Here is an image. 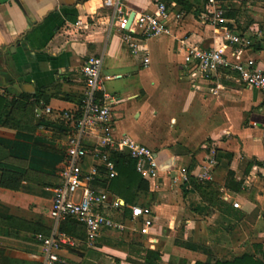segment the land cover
I'll return each mask as SVG.
<instances>
[{
	"label": "crops",
	"instance_id": "crops-1",
	"mask_svg": "<svg viewBox=\"0 0 264 264\" xmlns=\"http://www.w3.org/2000/svg\"><path fill=\"white\" fill-rule=\"evenodd\" d=\"M180 1L0 0V96L6 100L0 119V264H44L36 237L55 231L76 240L59 251L56 264H84L92 251L99 253V264H143L149 249L161 253L158 264H214L252 253L242 246L258 233L248 219L250 202L228 182L242 178L240 160L251 158L248 177L262 165V123L245 119L254 110L264 115L263 95L242 86L237 72L227 71L222 79L202 76L186 56L190 47L200 46L240 59L227 37L233 31L251 34V19L263 0H233L225 23L205 20L207 0ZM158 2L171 12L168 31L142 39L150 59L145 66V52L132 51L118 20L153 12ZM246 14L252 18L245 20ZM92 55L103 60L100 96L108 92L116 99L115 138L126 135L148 146L159 163L157 179L137 170L148 191H138L132 203L110 191L105 214L126 220L127 228L104 230L95 247L87 243L82 224L56 225L50 216L52 188L61 183L72 126L54 113L36 114V108L46 107L62 113L80 110L86 92L82 66ZM250 57L264 62V50L254 47L241 58ZM98 136L88 132L85 144L96 145ZM208 158L216 160L211 181L203 186L194 177L183 181V170L194 174ZM94 165L100 160L87 156L85 171ZM6 170L20 175V183L4 185ZM108 185L106 178L93 184L99 189ZM218 198L237 203L234 207L247 213L246 219L224 214L215 204ZM115 199L122 207L112 206ZM134 205L152 210L147 234L140 231L141 220H130Z\"/></svg>",
	"mask_w": 264,
	"mask_h": 264
},
{
	"label": "built area",
	"instance_id": "built-area-1",
	"mask_svg": "<svg viewBox=\"0 0 264 264\" xmlns=\"http://www.w3.org/2000/svg\"><path fill=\"white\" fill-rule=\"evenodd\" d=\"M233 0H207L209 12L205 13L206 21L225 23V11L227 4ZM171 12L164 2H158L153 12L141 13L135 16L129 24V16L121 17L118 26L127 30L123 34L124 40L129 44L135 54L145 52L143 62L148 66L150 59L147 50L142 48V39L168 31V20ZM183 13H178L180 18ZM258 33L248 34L233 31L228 35V41L234 48V55L240 57L234 60L214 47L193 46L188 49L187 62L194 63L202 76L218 78L227 71L237 72L240 81L249 87L259 90L264 99V62L257 58H241L249 49L257 47ZM103 60L99 56L92 55L85 60L82 72L85 77L86 92L80 104V110L55 112L50 107L36 108V114L54 113L71 123L72 134L67 139L66 159L61 170V183L54 188L53 205L50 216L56 225L75 220L86 228L87 243L95 247L98 238L104 230H118L123 232L127 228L126 220H116L105 214L109 207L111 192L108 188H96L94 183L110 182L117 176L116 163L110 151L127 154L136 161L137 170L151 178L157 179L159 163L156 153L146 145L139 144L126 135L116 139L113 132V107L115 97L103 89ZM90 131L99 132L98 143L87 146L84 142L86 134ZM93 155L100 160V165H94L89 171H85L83 164L87 156ZM216 160L208 158L207 165L194 174L183 170L181 178L188 182L194 177L198 182H209L213 179ZM105 174V175H104ZM106 176V177H105ZM121 200L115 199L112 206L122 207ZM238 207L237 203H234ZM131 221H142L140 231L149 233L153 225L152 210L147 206H131ZM41 243L45 261L44 264H56L61 262L59 251L65 246H75L76 240L65 233L55 231L53 235H37Z\"/></svg>",
	"mask_w": 264,
	"mask_h": 264
},
{
	"label": "trees",
	"instance_id": "trees-1",
	"mask_svg": "<svg viewBox=\"0 0 264 264\" xmlns=\"http://www.w3.org/2000/svg\"><path fill=\"white\" fill-rule=\"evenodd\" d=\"M180 3H182L179 0ZM229 11V10H227ZM229 14L226 13V16ZM257 49H262V46L257 44ZM6 100L0 96V119L2 116V111L5 107ZM113 160L116 163L117 176L113 178L108 185V189L115 193L116 195L123 198L126 203H132L138 191H148V185L142 178L140 173L137 171L136 161L129 155L123 154H113ZM253 164H250L247 172L250 170ZM21 181V176L6 170L2 183L7 184H19ZM235 186L232 188L235 191H241L242 182H237L235 180ZM200 185H206L207 182H198ZM218 209H220L224 214L236 220L246 219L247 213L235 208L233 205L228 204L223 199L218 198L215 202ZM194 249L206 250L203 246H192ZM255 247H261L260 243H255ZM263 258H258L255 253H244L242 256L236 257L232 260L222 261L217 260L214 264H264V252L262 251ZM99 253L92 251L89 253L84 264H99ZM161 261V253L158 250H147L146 256L144 258L143 264H158ZM196 264H208L203 262H197Z\"/></svg>",
	"mask_w": 264,
	"mask_h": 264
},
{
	"label": "rangeland",
	"instance_id": "rangeland-1",
	"mask_svg": "<svg viewBox=\"0 0 264 264\" xmlns=\"http://www.w3.org/2000/svg\"><path fill=\"white\" fill-rule=\"evenodd\" d=\"M257 16L254 17V19H251L255 22V24L251 27L250 33L257 32V41L258 44L262 46L261 50H264V0L263 4L261 6H258V9H256ZM252 18L251 15L248 14L245 15V20H248ZM220 79L224 78L223 74L220 75ZM241 83L242 86H246L243 82ZM259 122L262 123L261 131L264 132V115H261V113L254 111H251V113L246 117L245 122ZM248 123H245L244 125H247ZM250 160V161H249ZM251 158H246L244 161H239V170L240 176L242 178L239 179L237 182H242V190L241 195L250 202L248 209L250 210V217L248 218L249 221L255 225L256 233L253 232V235H251L248 242L245 241L242 246H248V248L251 250L252 253H255L258 258H263L262 251L264 252V157H262V160H260L259 163H262L261 166H258L256 172L254 175H251L250 177L246 176V170L248 166H250ZM230 182H228L231 187L233 188L235 186V180L236 178L229 179ZM260 217V218H259ZM259 218V221H258ZM260 228H262L261 231ZM255 235V236H254ZM254 236V237H253ZM255 243H260L261 247H255Z\"/></svg>",
	"mask_w": 264,
	"mask_h": 264
},
{
	"label": "water",
	"instance_id": "water-1",
	"mask_svg": "<svg viewBox=\"0 0 264 264\" xmlns=\"http://www.w3.org/2000/svg\"><path fill=\"white\" fill-rule=\"evenodd\" d=\"M134 18H135V13L132 14L129 24H131L133 22Z\"/></svg>",
	"mask_w": 264,
	"mask_h": 264
}]
</instances>
